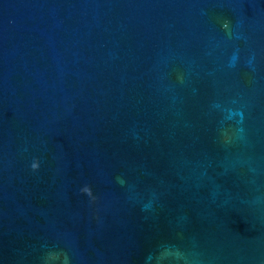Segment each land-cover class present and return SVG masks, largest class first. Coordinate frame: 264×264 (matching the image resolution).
<instances>
[{
	"label": "clouds",
	"instance_id": "obj_1",
	"mask_svg": "<svg viewBox=\"0 0 264 264\" xmlns=\"http://www.w3.org/2000/svg\"><path fill=\"white\" fill-rule=\"evenodd\" d=\"M225 27H227V25H225ZM31 167L33 169H37L39 167V164L38 162H33ZM83 192L87 193L89 196L92 195L91 193V189L88 187V186H85L83 189H82ZM52 259H55V255L53 254V256L51 257Z\"/></svg>",
	"mask_w": 264,
	"mask_h": 264
}]
</instances>
